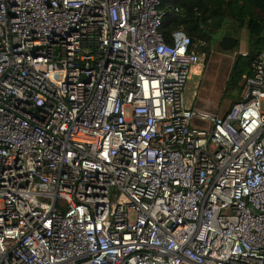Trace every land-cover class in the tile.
I'll return each instance as SVG.
<instances>
[{
	"label": "built area",
	"instance_id": "2783aa9c",
	"mask_svg": "<svg viewBox=\"0 0 264 264\" xmlns=\"http://www.w3.org/2000/svg\"><path fill=\"white\" fill-rule=\"evenodd\" d=\"M161 3L0 0V264H264V54L191 107Z\"/></svg>",
	"mask_w": 264,
	"mask_h": 264
},
{
	"label": "trees",
	"instance_id": "16d2710c",
	"mask_svg": "<svg viewBox=\"0 0 264 264\" xmlns=\"http://www.w3.org/2000/svg\"><path fill=\"white\" fill-rule=\"evenodd\" d=\"M159 8L165 13L161 32L166 42L170 43L175 30L183 29L197 45L200 58L208 59L214 45L212 36L229 20L225 29L239 42L226 93L231 107L240 101L245 78L252 75L254 62L264 54V0H162ZM244 32L246 54L239 51Z\"/></svg>",
	"mask_w": 264,
	"mask_h": 264
},
{
	"label": "rangeland",
	"instance_id": "374dc122",
	"mask_svg": "<svg viewBox=\"0 0 264 264\" xmlns=\"http://www.w3.org/2000/svg\"><path fill=\"white\" fill-rule=\"evenodd\" d=\"M240 41L239 51L246 54V32L241 35ZM213 43V50L208 59L206 56L201 57L198 73L191 72L185 95L191 107L225 114L232 104V100L227 97L226 88L238 51L236 49L223 51L218 46V42L213 40Z\"/></svg>",
	"mask_w": 264,
	"mask_h": 264
},
{
	"label": "water",
	"instance_id": "95a60500",
	"mask_svg": "<svg viewBox=\"0 0 264 264\" xmlns=\"http://www.w3.org/2000/svg\"><path fill=\"white\" fill-rule=\"evenodd\" d=\"M227 22H229V20H226L225 24ZM225 24L216 35L212 36V40L218 42V46L223 51H231L237 48L239 40L234 36L231 30L225 29Z\"/></svg>",
	"mask_w": 264,
	"mask_h": 264
},
{
	"label": "crops",
	"instance_id": "0c3cea01",
	"mask_svg": "<svg viewBox=\"0 0 264 264\" xmlns=\"http://www.w3.org/2000/svg\"><path fill=\"white\" fill-rule=\"evenodd\" d=\"M193 73H198V68H195L194 70H193Z\"/></svg>",
	"mask_w": 264,
	"mask_h": 264
}]
</instances>
